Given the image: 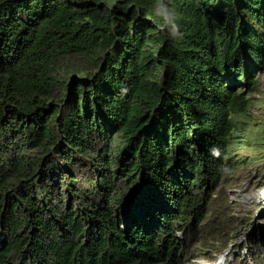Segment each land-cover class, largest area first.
Wrapping results in <instances>:
<instances>
[{"label":"trees","instance_id":"obj_1","mask_svg":"<svg viewBox=\"0 0 264 264\" xmlns=\"http://www.w3.org/2000/svg\"><path fill=\"white\" fill-rule=\"evenodd\" d=\"M261 71L264 0H0V264L222 252Z\"/></svg>","mask_w":264,"mask_h":264},{"label":"rangeland","instance_id":"obj_2","mask_svg":"<svg viewBox=\"0 0 264 264\" xmlns=\"http://www.w3.org/2000/svg\"><path fill=\"white\" fill-rule=\"evenodd\" d=\"M259 92L251 95L253 99V119L249 120L244 136L237 138L242 142L233 143L238 164L233 179L227 186L229 202L233 214L245 220L246 229L229 240L222 252L200 251L196 264H231L236 254H243L250 264H260L264 255V72L257 75ZM242 81V87H243ZM254 244H256L255 247ZM259 257L254 258V256ZM209 259V260H205Z\"/></svg>","mask_w":264,"mask_h":264},{"label":"clouds","instance_id":"obj_3","mask_svg":"<svg viewBox=\"0 0 264 264\" xmlns=\"http://www.w3.org/2000/svg\"><path fill=\"white\" fill-rule=\"evenodd\" d=\"M165 14H166V16H170L171 15V13L167 12V10H165ZM173 30H175V25H173ZM205 260H209V259H205Z\"/></svg>","mask_w":264,"mask_h":264},{"label":"snow or ice","instance_id":"obj_4","mask_svg":"<svg viewBox=\"0 0 264 264\" xmlns=\"http://www.w3.org/2000/svg\"><path fill=\"white\" fill-rule=\"evenodd\" d=\"M133 193H135V190H133Z\"/></svg>","mask_w":264,"mask_h":264}]
</instances>
